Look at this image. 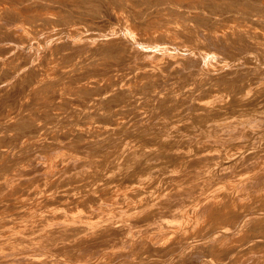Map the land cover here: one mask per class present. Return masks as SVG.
Instances as JSON below:
<instances>
[{
  "label": "bare ground",
  "instance_id": "bare-ground-1",
  "mask_svg": "<svg viewBox=\"0 0 264 264\" xmlns=\"http://www.w3.org/2000/svg\"><path fill=\"white\" fill-rule=\"evenodd\" d=\"M70 5L71 23L14 11L0 39V264H264V0ZM115 10L118 35L88 30ZM55 43L98 56L47 76L78 58Z\"/></svg>",
  "mask_w": 264,
  "mask_h": 264
},
{
  "label": "rangeland",
  "instance_id": "rangeland-1",
  "mask_svg": "<svg viewBox=\"0 0 264 264\" xmlns=\"http://www.w3.org/2000/svg\"><path fill=\"white\" fill-rule=\"evenodd\" d=\"M197 3H199V0H193ZM74 0H0V39H4L2 34L4 32H7L8 30V26H9V22L13 21L14 18L12 17V12L17 11L20 12L23 17L28 20V17H39V18H34L35 19H40V21L43 18V15H50L52 18H55L56 16H60L61 19H64L63 21L66 23H71L72 21H74V16H81L80 13H76L75 9L76 7H72L70 4L73 3ZM58 8H67L69 10V12L71 13L66 14L64 11H58ZM47 11H51V12H55L57 14H50L47 13ZM114 13L117 15L116 17H113L112 15L105 14L104 12H102L103 14V18H95V20L99 23H101V25H95L92 28H89L88 30H94L91 31L93 34H101L102 32H112L115 33L116 35L119 34L120 30H118L117 27H120V23H126L129 21L128 18H126V16H124V14L121 11L115 10ZM74 14V15H72ZM211 14V13H210ZM208 16V15H205ZM177 16L171 18V21L176 20ZM199 18V16H198ZM152 20L153 17L147 19L148 20ZM155 19V17H154ZM139 21H144L143 18L138 19ZM88 23L92 24L93 22L91 21H87ZM149 22V21H148ZM147 22V23H148ZM140 26V25H139ZM52 27L51 23L47 24L46 30H49ZM122 30H127V29H122ZM42 31V29H38V32L40 33ZM101 31V32H100ZM76 34H72L71 36L73 38L70 39H75ZM95 37V36H94ZM122 37V36H119ZM96 38V37H95ZM97 40H99L98 38H96ZM95 48H99V47H92V48H88L85 44H80V45H74V46H61L60 44L55 43L54 46L52 47V50H55L57 53L58 52H62V55H67V51H72L73 55L78 56L75 64H69L67 65V67H60L56 62L51 63L50 65L54 67V70H50L47 71V76L53 74L54 72H59V74H57L54 78L59 79V77H62V75H65L63 73H65L69 68L73 67L74 65H76L79 61H82V63L84 65L89 66L90 63H86L85 61L88 60V58L90 57H96L98 56L97 54H87L86 49H95ZM51 50V51H52ZM130 47L127 46H121L118 45L117 47H113L112 51L114 53L113 55V61H114V73L115 74H119L122 75L123 77L126 78H130V81L132 84H140V79L141 77H138L137 74H133L132 72L136 69L135 67V58L134 56L131 54L130 52ZM50 52V51H49ZM46 56H49V54H46ZM84 74H80V76H83ZM38 76L40 78H38L39 81L43 80V74H38ZM71 77H67L66 79L60 80L62 85H65L67 88L70 89L69 87V82L68 79L72 78ZM3 81H5V76H1L0 77V83H2ZM37 83V79L32 78L29 81H26L23 85H28L27 87H21V88H15L12 92H14L13 95L7 96L10 100H12L13 98H15L14 95L17 96V98H19L20 101L15 102V104L17 106H22V105H28V104H34L37 102V99L29 97V91L30 89L34 86V84ZM21 85V84H20ZM148 87L144 88L143 90L139 91V92H134V90H130L128 93L129 94H133V95H140V96H144L146 94H148L149 92L146 90ZM66 98H63V96L61 94H58V99L54 102V104H58L57 106H53L51 108H53V110L57 111L58 113L61 110H64L67 108V104L69 103L70 100H68V98L74 99L76 98V94L74 91L67 90L66 92ZM2 96V95H0ZM25 100V101H22ZM1 102L7 104V101H4L3 99L1 100ZM14 113H12L11 115L13 116ZM133 113L132 111L128 110L125 114H123L122 116H117L115 118L116 121H121L122 118L125 117H130L132 116ZM107 117V116H106ZM92 118V117H91ZM103 119V118H102ZM106 119V118H105ZM104 119V120H105ZM103 121V120H102ZM44 142V140H41ZM3 166V160H0V169ZM264 245V242L263 244Z\"/></svg>",
  "mask_w": 264,
  "mask_h": 264
}]
</instances>
